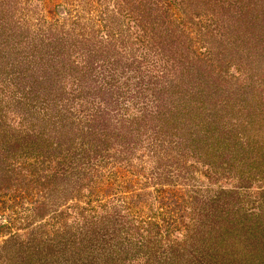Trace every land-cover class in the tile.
<instances>
[{
    "label": "rangeland",
    "instance_id": "374dc122",
    "mask_svg": "<svg viewBox=\"0 0 264 264\" xmlns=\"http://www.w3.org/2000/svg\"><path fill=\"white\" fill-rule=\"evenodd\" d=\"M169 1L124 0L125 7L123 0H0L1 44H9V48L17 43L20 48L18 52L3 51L0 57L16 63L5 69L11 74L25 73L31 80L57 79L55 75L64 65L82 68L81 58H87L89 52L136 50L140 37L156 45L161 42V22L162 30L171 29L177 36L175 48L186 51L191 43L177 21H165L167 9L174 14L173 19L177 18V4L170 6ZM208 1L206 10L197 7L195 15L201 13L204 21L215 27L216 16H223L228 26L230 13L241 10L240 4L247 0ZM131 7L133 12H128ZM185 16L179 18L182 24L188 20ZM166 42L168 50L170 41ZM205 44L200 57L198 51L185 52L183 63L174 69L173 63H167L169 68L166 66L163 75L155 69L153 57L161 66L166 60L163 54L155 56V47L141 67L146 73L144 82L131 71L128 87L124 80L115 84V80L109 83L101 79L110 73V64L103 67V61H97V75L103 73L98 78L102 92L95 96L88 91L85 105L80 101L65 113L69 121L76 119L81 126L87 125L84 134L79 127L67 136L69 128L64 127L59 134L53 131L51 139L52 124H45L48 118L45 123L34 119L31 124L38 125L30 130L33 139L44 133L48 142L30 140L31 145L23 140L28 132L23 127L30 128L22 126L23 117L16 111L14 118L3 108L0 166L9 165L13 177L8 189L0 190V264H264V165L244 159L235 172L224 169L222 164L234 156L237 135L230 129L234 136L229 139L226 134V142L218 132L219 142L210 134L200 144L191 122L184 119V113L192 109L196 112L192 122L203 126L207 109L226 96L221 91L253 90L245 85L255 83L249 77L252 72L256 77L264 75V62L248 66L232 57L225 43L211 39ZM218 46L224 55L218 54ZM191 60L198 63L194 66ZM203 69L209 89L216 88L209 99L201 95L206 87L199 81ZM222 74H227L225 81ZM234 76L239 81H232ZM177 90L181 91L179 99ZM169 91H174V99H169ZM0 97V108L5 107ZM163 106L167 118H151ZM196 107L203 110L198 112ZM55 110L52 106L49 114L57 117ZM103 110L108 116L96 120L95 113L105 114ZM145 113L146 119L159 122V127L154 129L156 124L151 122L149 130L141 126L135 131ZM134 119L137 121L132 122ZM110 122L122 126L124 141L133 140L129 142L135 144L133 153L121 154L118 150L123 147L102 134ZM76 132L80 133L74 144L77 161L66 157L69 140ZM4 133L19 138L14 152L5 151L11 146H4ZM61 138L63 154L57 150L55 155L48 154ZM185 149L195 156L183 160ZM123 156L125 160L118 164ZM247 230L252 235L244 237ZM136 234L139 246L133 243ZM257 242L258 251L253 246Z\"/></svg>",
    "mask_w": 264,
    "mask_h": 264
},
{
    "label": "trees",
    "instance_id": "16d2710c",
    "mask_svg": "<svg viewBox=\"0 0 264 264\" xmlns=\"http://www.w3.org/2000/svg\"><path fill=\"white\" fill-rule=\"evenodd\" d=\"M226 1L227 0H224V2ZM209 2L210 1L208 0H203L202 3L200 2L195 3L192 0H181L179 4L178 0L177 3L175 0L169 1L170 6L172 5L174 6L175 4L176 7L177 4L178 13H177V18L173 19L174 14H172L167 9L165 11V15H167V19L165 21L167 22L177 21L178 28L179 26L181 27L182 31L186 34L188 40L191 43L190 44L191 46L189 45L186 46L187 48L186 51H182V48L180 46H177L175 48V46L177 45V42L175 41L177 36L173 33L171 34L172 32L171 29H166L165 31L162 30V22H161L159 23V26L161 28V34H159V37L161 36V40H160L161 42L156 43V45L160 43L159 46L158 45L156 46L154 44L152 45L149 42L142 40V37H140V39L136 40V43L139 44L136 50H131V51L124 50L125 56L123 52H118L117 54L116 53L114 54L115 52L114 50L112 51L108 49L107 53L105 52L103 53V52H99L98 50H95L94 52H89L87 58H81L82 60L80 59L82 64L81 66L82 68L80 69L78 66L74 67L73 65L72 67L70 66L68 67L64 65L63 69H60L58 73L55 75L57 79L46 78L44 80L43 79L39 80L38 77L32 76L33 78L31 80L29 76L28 77L25 76V73H19V75L16 73L11 74L9 71L5 69H7L9 65H14L16 63H9L8 61H4L2 60L1 58L2 56H1L0 57V92L2 93H0V96H2L1 102L5 101L6 106L0 108V115H2V112L4 111L3 108L7 109L12 114L13 113L15 114L17 111L23 117L22 118L23 120L21 122L22 126L25 125L30 127V128L23 127L22 130L28 131L26 132L27 135L26 139L23 140L25 142H31L30 140H32V142L38 140L39 142L43 141L45 143L48 142V140L45 138L44 133L43 135H40L38 137L35 136L36 139L35 138L33 139L34 135L31 134L32 132L30 130H32L33 128L35 129V127L38 125L33 123L31 124V122L34 121V119L41 121L44 120L45 123L46 118H48L49 121H46L45 124L46 125L52 124V130H50L51 139H53L52 136L53 131L56 134H59L60 132H62L64 127L67 129L69 128V130L67 131L68 133L67 136L72 132H74V129L79 130V127L80 129H82L80 133L84 134L83 128H85L87 125L84 124L81 126V122L77 123L76 119H74L73 121L72 120L69 121V118L65 113H69L71 111V108L74 107L75 104L79 103L80 101H81V105L83 104L85 105L89 100V98L87 97V93L93 91L92 95L98 96L100 95L99 93L102 92V88L98 87V82H99L98 78L101 77L100 75H103V73L97 75L98 73L96 72L97 71L96 67L98 66L94 67V64L97 61H103L102 63L103 67L105 65L110 64L108 68L110 71L109 73L110 75L108 74V76H110V80L108 79L107 75H104L103 78L101 79H105L109 83L115 80V84H120V82L124 80L123 85H126L127 87L131 81V77H132L131 71L132 72L135 71L137 74V76L136 75L133 76L134 78L139 76L138 78H142V82H144L146 73L145 70L141 69V67L143 65L144 60H146V62L150 60L152 50L155 49V47H157V52L156 50L154 51L156 53L155 56L158 53L157 58H159L163 54V59L166 60L165 62L166 64L164 66H161L159 64L161 62H159V60H156L153 57V61L156 63L155 69L161 72L162 75L166 71L165 68L168 67L167 63H173L172 69H174L175 67L178 68V65L179 64L181 65L184 61L182 56L185 52L190 53L191 50H194L196 52L198 51V55L200 57L202 55L201 53H203L202 48L206 47L205 43L211 39H214L217 42L220 41V45L221 43L222 44L225 43V46L230 49V53L232 57L235 56L242 61H246L248 63V66L250 65L253 66V64L257 65L256 62L258 60H262V62H264V0H247L245 4L242 5L240 4L241 10H239L237 13H233V12L230 13L231 20L229 21L228 26L224 24L223 16L222 17L216 16L214 18V22L217 23L216 24L217 26L215 27H213L214 26L213 23L207 24V22L204 21V18L202 17L201 13H197L195 15L197 7L206 10V6L209 4ZM124 3L125 2L123 0V5L127 7V5L125 4L130 3V0L129 1L126 0V3L125 4ZM128 12H133V8L131 7V10H128ZM183 15H187L185 17H188L187 22H185L186 24L185 23L182 24L181 23L182 20L179 19ZM170 18H172V20ZM166 40L170 41L167 46L168 50H165L167 44ZM8 45L9 44H5L3 42L1 44V40H0L1 54L3 53V51L9 52L11 49H15V50L20 49L17 43L10 44L9 48ZM218 47L220 49L218 54L224 55L225 52H223L222 46H218ZM96 49H98V46L96 47ZM252 54L255 57H253ZM208 56L212 57L213 53L209 51ZM108 58L109 60H107ZM225 59H227V57ZM53 60H58V59L53 58ZM194 62H195L194 63L195 66V64H197L198 62L197 61ZM204 67L207 68L205 64ZM258 68L261 67L259 66ZM69 70L71 72H69ZM187 70L188 73H190L189 67H187ZM205 71L206 70L203 69L200 72L203 74H199L201 75L199 79L201 85L205 84L206 86L203 87L201 91V95L206 99H209L213 96L212 95L213 93L216 94L215 91L216 88H213V91L209 89L210 82L205 77L204 74ZM208 74H210V72H208ZM189 76L190 74L187 75V77ZM226 76L227 74H222L221 78L224 79L225 81ZM235 77L236 76L232 78V81L233 79L239 81L238 78ZM249 77H251L252 78L251 80L255 81V83L245 85V87L249 86L253 90H249V92H246L243 89L236 88L233 89V91L231 92L221 91L223 94L226 93L225 97L221 98L220 100L219 99L216 100L214 103L208 102V100H206V102L208 103H213V107L207 109L206 111L207 115L203 117L206 123L203 126H199L200 124L197 125V121H195V123L192 122L191 119H193L194 114H196L195 111H192V109H190L187 111V113H184L185 122H191L192 128L195 130L196 133H198L196 138L200 144L205 143L209 139L208 136L210 134H213L214 137L218 140L217 142H219L221 139H218L215 136L217 135L218 132L221 134L222 139H224V141L226 142V134L227 137L231 139L234 136V134L229 132V130L230 129L231 131L233 130V132L237 135L238 138L237 144L235 145L237 149L235 148L236 152L234 151V154H232L234 156L227 158L228 161L227 162L225 161L222 164V166L224 167V169H227L229 171H233L235 169L234 172L236 171L237 167L244 161V159L246 161L248 160L251 161L252 164H256L260 166L264 165V75L262 77H256L255 74H253L252 72V74ZM26 78L27 81H25ZM84 80H87V83H85ZM215 81L217 82V80ZM142 86L143 83L140 86L141 92L144 91V88H142ZM13 87H15V89H13ZM204 91H206V95L204 94ZM179 93H181V91L177 90V99H179L178 96ZM137 94L140 95V92H137ZM173 94L174 91L173 92L169 91V99H174L175 95ZM52 106L56 107L55 111L57 112V117L52 114H49L51 113ZM21 108L25 110L24 113L20 111ZM199 109L203 110L202 107H196V110L198 112H200ZM103 111L105 113V110ZM230 111L233 112V122L230 120V113H231ZM105 114H102L101 112H96L95 119L97 120L99 116H100L99 118H101L103 117V115L108 116V114L106 115ZM146 116H148L146 113L143 114V116H141V118L139 119L140 122L137 124L136 128H134L135 131L139 132L141 130L140 128L141 126H145V129L149 130V128L151 127L150 124L151 122L156 124L154 125V129H157L159 127V122L153 119L147 120ZM151 118H161L160 120H163V118H167L165 107L164 106L160 107V109L156 113V116H153ZM173 118L174 117L172 116L171 118L168 119L172 120ZM227 119L230 120V124L227 123ZM135 121H137V119H134V121L132 122ZM118 124L119 123L115 124L113 122H110L109 126L105 125V128H103L102 130V134H106V136L110 137L113 143L118 142L123 147V149L118 150L120 151L121 154L125 153L123 151L133 153V151L131 150H133L135 144L129 143L132 142L133 140L128 141L127 139L126 141H124V136L121 134L122 126ZM225 126L227 127V131ZM22 130L20 134L22 133ZM110 130L111 132H109ZM106 131L107 133H105ZM39 132H44V130H41ZM80 133L76 132L74 134V137L69 140L70 146H68L67 148L68 151L66 157L68 155L73 156V158H75V161L78 160V156L76 153H74V144L76 142V139L79 137ZM9 134L10 133L8 134L4 133L2 137L4 138L3 139V142L5 143L4 146L5 145L11 146V150L9 151L5 150V151L11 153L17 149V146L13 147V145H18L17 139L19 138H17L16 136L17 134H15L16 138H13L14 135L12 136L10 135L11 137H9ZM6 137L7 140H5ZM61 141L62 138L59 142L57 143L54 142L52 146L53 145L55 146L54 147L51 146L52 147L51 151L48 154L55 155L57 151L58 152L60 151L63 154V146L61 145L62 144ZM197 148H200L201 150V147L199 145L197 146ZM198 154L199 153H197V155ZM206 155L208 154L206 153ZM194 156H195L194 153H191L190 150L189 152H187V149H185V153L182 159L188 160L189 158H192ZM122 159L125 160V156H123L118 161V164H120V162L123 161ZM179 162L182 163L181 161ZM8 169H10L9 165L6 166L5 168L0 166V190L3 191H6L8 189L9 186L8 183L10 181V178L13 177L12 173H10ZM179 227L177 226V228ZM132 230L133 227H130L128 229L129 232H131ZM243 233H244V237L246 236V234L247 236L252 235V231L250 230H247L245 232L243 231ZM133 237H134L133 243L135 242L136 245L139 246V240L137 239L138 235L137 234L133 235L132 238ZM255 244H253V246H257L255 249L256 251H258L259 243L257 242Z\"/></svg>",
    "mask_w": 264,
    "mask_h": 264
}]
</instances>
